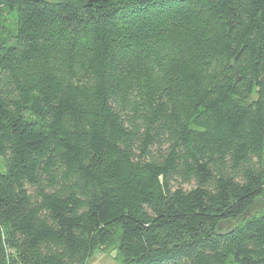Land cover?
Instances as JSON below:
<instances>
[{"label": "trees", "instance_id": "trees-1", "mask_svg": "<svg viewBox=\"0 0 264 264\" xmlns=\"http://www.w3.org/2000/svg\"><path fill=\"white\" fill-rule=\"evenodd\" d=\"M264 0H0V264H264Z\"/></svg>", "mask_w": 264, "mask_h": 264}, {"label": "rangeland", "instance_id": "rangeland-1", "mask_svg": "<svg viewBox=\"0 0 264 264\" xmlns=\"http://www.w3.org/2000/svg\"><path fill=\"white\" fill-rule=\"evenodd\" d=\"M264 209V200H258L257 205L250 210V213L262 211ZM116 247L106 249H97L89 258L87 264H120Z\"/></svg>", "mask_w": 264, "mask_h": 264}]
</instances>
